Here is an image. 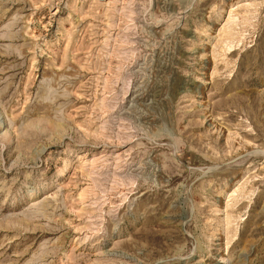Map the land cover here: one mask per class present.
Segmentation results:
<instances>
[{"label":"rangeland","instance_id":"1","mask_svg":"<svg viewBox=\"0 0 264 264\" xmlns=\"http://www.w3.org/2000/svg\"><path fill=\"white\" fill-rule=\"evenodd\" d=\"M0 264H264V0H0Z\"/></svg>","mask_w":264,"mask_h":264}]
</instances>
